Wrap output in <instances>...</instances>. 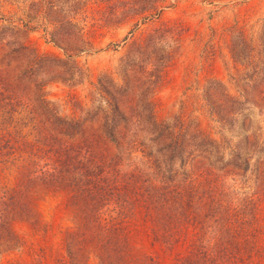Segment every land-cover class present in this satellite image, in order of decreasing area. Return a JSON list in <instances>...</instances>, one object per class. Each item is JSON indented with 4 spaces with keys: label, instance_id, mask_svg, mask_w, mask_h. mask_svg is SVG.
<instances>
[{
    "label": "rangeland",
    "instance_id": "1",
    "mask_svg": "<svg viewBox=\"0 0 264 264\" xmlns=\"http://www.w3.org/2000/svg\"><path fill=\"white\" fill-rule=\"evenodd\" d=\"M8 26L67 62L62 73L43 77L44 93L110 151L117 145L104 136V124L109 102L119 101L127 130L143 128L146 150L170 157L180 179H200L208 168L231 198L264 192V0H0V29ZM136 112L145 114L140 124ZM151 112L163 128L151 123ZM177 144L185 146L181 157L174 155ZM167 145L165 155L158 152ZM35 195L51 232L36 235L16 223L21 238L0 240V264L69 259L74 241L66 242L63 231L84 221L65 208L64 196L41 188ZM100 240L87 239L78 264H102ZM149 249L139 240L134 256Z\"/></svg>",
    "mask_w": 264,
    "mask_h": 264
},
{
    "label": "trees",
    "instance_id": "2",
    "mask_svg": "<svg viewBox=\"0 0 264 264\" xmlns=\"http://www.w3.org/2000/svg\"><path fill=\"white\" fill-rule=\"evenodd\" d=\"M21 31L0 29V240L19 241L18 222L36 235L51 232L36 210L41 188L64 196L65 208L84 221L63 231L65 241L74 242L60 264H78L77 250L92 235L102 239V264L134 258L143 264H264V192L235 200L208 168L200 179H180L170 157L146 150L143 128L127 130L129 115L119 101L109 102L104 124V136L117 145L110 151L98 133L80 118L61 115L46 97L43 77L62 73L67 62L40 52ZM144 115L133 116L140 124ZM184 147L177 144L174 155L181 157ZM167 148L158 152L165 155ZM139 240L150 249L136 257Z\"/></svg>",
    "mask_w": 264,
    "mask_h": 264
}]
</instances>
